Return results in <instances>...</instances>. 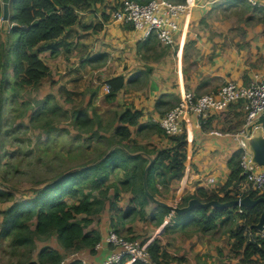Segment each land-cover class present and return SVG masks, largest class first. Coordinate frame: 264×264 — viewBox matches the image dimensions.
<instances>
[{
    "label": "crops",
    "instance_id": "0c3cea01",
    "mask_svg": "<svg viewBox=\"0 0 264 264\" xmlns=\"http://www.w3.org/2000/svg\"><path fill=\"white\" fill-rule=\"evenodd\" d=\"M122 1L94 0L79 9V19L67 26L59 37L62 44L57 46V51L52 52V48L44 47L39 52L48 66V72L38 83H27L22 80V75L18 76L20 73L16 74L12 57L15 35L9 34L11 20L0 21V43L3 46L0 78L5 75L12 78L9 82L0 80L2 102L9 93L13 112L25 107L17 112L20 115L4 117V105L1 104V139L14 137L17 132L30 130L32 126L36 129L34 125L37 121L33 122L32 114L51 98L50 101L55 100L56 105L71 107H64L70 113L73 109H82L81 106L87 109L95 122L100 120L99 132L100 128L108 129V132L112 130L110 135H105L107 133L102 130L99 133L101 138L112 137L120 111L126 108L141 110L138 122L130 125V137L123 139V143H128L133 149L144 148L156 155L160 149L174 144L163 131L159 120L178 104L181 91L190 90L199 94L212 92L227 80L247 83L254 73L264 72V20L251 19L250 15H247L249 18L242 16L251 11L257 12L256 6H264V0H198L188 14L180 17V29L175 31L176 42L173 45L163 43L155 32L147 34L144 29L136 28L131 23L116 21L113 10ZM238 26L244 27V34H239ZM40 45L43 46L44 42H40L36 48ZM247 54L254 55V60L248 61ZM117 76L124 78L123 86L113 98H108L109 80ZM35 87L39 88L34 104L28 95L23 98L19 94L21 90L30 89L34 94L37 91ZM18 105L23 107L17 109ZM109 111L112 115H109ZM245 116L243 105L235 103L227 111L212 112L205 119L195 114L184 119L183 132L187 136L185 172L169 184L158 183L160 192L156 195L173 203L181 201L187 193L198 192L199 188L220 189L230 178L229 160L238 150L232 131L241 127ZM111 122H114L112 128L109 127ZM43 129L45 132L38 134L41 149L44 143H49L48 128ZM44 134H47L46 138H42ZM11 146L15 147V143ZM29 150L26 151L31 153ZM2 163L0 165L5 162ZM210 176L215 177L213 183L208 181ZM233 187L231 185L230 189ZM119 192L120 196L115 199L116 206L107 202L105 210L95 216L98 218L95 222L97 225H94L101 233L100 239L115 228L129 236L144 235L143 239H157L166 253H160L158 260H154L155 264H256L242 262L241 255H237L233 249L235 238L232 230L240 220L239 216L233 222L219 219L215 229L219 230L220 226L224 228L219 232L214 231L215 234L210 231L201 233L191 230L192 226H167L169 212L157 221L159 215L155 214L160 212L161 207L150 200L146 206L147 212L136 228L134 223L138 221L140 213L129 212L136 207L132 200V189L120 184ZM127 193L128 200L124 203ZM114 194V190H111L109 197L113 199ZM13 201H5L6 206ZM5 216V212L0 213V231ZM9 237L0 234L3 240ZM47 244L62 249L56 236L51 237ZM42 247L33 253L29 263L38 259ZM112 248L108 244L97 248L95 244L79 250L87 259L100 261L111 253ZM62 251L66 253L67 250ZM219 254L221 256L218 257ZM5 261L0 259V264H17L12 257L7 263ZM120 264H132V260L125 257Z\"/></svg>",
    "mask_w": 264,
    "mask_h": 264
},
{
    "label": "trees",
    "instance_id": "16d2710c",
    "mask_svg": "<svg viewBox=\"0 0 264 264\" xmlns=\"http://www.w3.org/2000/svg\"><path fill=\"white\" fill-rule=\"evenodd\" d=\"M93 1L10 0L9 34L15 35L12 57L15 62V72L20 73L18 76L22 75L23 81L38 83L47 74L48 66L39 56V52L44 47H50L52 52H56L57 46L62 44L59 37L67 26L79 19V9ZM139 1L145 2L146 0ZM256 7V11L264 10V6ZM1 12L2 2L0 0V16ZM40 42H44V45L36 48ZM123 83L122 76L110 79L111 89L108 98H113ZM50 99L42 103L41 107L32 114L33 122L37 121L35 124L44 118L46 111L47 113L59 111L63 116L68 114L69 111L62 109L56 103L50 104ZM1 104L3 102L0 97V109H2ZM70 116L74 126L80 131L77 134L80 139L91 142L94 136H101L98 130V126H101L100 120L95 122L87 109H73ZM140 116L141 110L126 108L120 111L118 124L108 140L110 145L108 144L109 147L104 153L90 162L60 172L42 185L32 187L27 200H14L5 209L6 216L2 222L0 234L2 237L10 236L12 248L22 246V248L33 249L37 238L42 239L45 236H56L60 247L65 251L80 249L84 246H95L101 238L99 229L94 225L95 216L105 210L107 202L116 206L115 199L120 196V184L132 189V200L136 207L129 212L138 211L142 217L145 216L146 206L151 200L144 188V170L148 159L140 154H132L130 151L146 149H133L128 143H123V139L130 137V125L136 124ZM43 122L45 128H48L49 135L54 133L53 130L56 128L51 127L52 121ZM259 123L264 125V115L259 119ZM65 129L68 131L67 128ZM55 133L59 137L65 135L63 130ZM86 133H89L88 137H85ZM169 136L174 144L157 151L156 159L147 173L148 187L155 195L160 192L158 183L169 184L173 179L181 177L186 168V134L183 132ZM240 156L241 151L238 149L230 158V178L220 189L199 188L198 192L183 195L180 204H186L192 197L204 201L228 200L235 197L230 193V186L238 187L244 177ZM112 174L117 175L114 181ZM111 190L115 193L113 199L109 197ZM251 195L254 196L255 193ZM11 196L9 191L0 189V200H10ZM160 207V212L155 214V216L159 215L157 221H160L165 213L170 212L169 208L163 205ZM237 208L240 207L212 209L195 206L183 215H176L173 217V222L166 225L195 224L196 227L207 232L217 227L219 219L222 218V222H233L234 218L239 215L243 220L232 230L235 238L233 249L237 255H241V261L244 263L264 264V236L257 234V229H250V225L259 220L264 203H258L251 208L241 207L242 211H238ZM174 218L180 221H175ZM115 230L119 232L118 228ZM62 249L47 244L40 249L38 259L29 264H61L65 256ZM148 249L153 261L158 260L160 253L162 255L166 253L157 239L151 242ZM69 264H81V261L73 260ZM132 264L152 263L135 259Z\"/></svg>",
    "mask_w": 264,
    "mask_h": 264
},
{
    "label": "built area",
    "instance_id": "2783aa9c",
    "mask_svg": "<svg viewBox=\"0 0 264 264\" xmlns=\"http://www.w3.org/2000/svg\"><path fill=\"white\" fill-rule=\"evenodd\" d=\"M197 1L124 0L113 10V18L116 21L131 23L136 28L144 29L147 34L155 32L163 43L173 45L176 42L175 31L180 29V17L188 14ZM253 3L257 4L256 1ZM0 18L3 19L2 16ZM107 87L110 90V85ZM235 103H241L246 111L241 127L232 131L233 138L241 151L240 164L244 177L238 187H233L230 193L238 198L247 193H255L254 197L264 195V170L260 165L252 164V152L246 141V137L260 125L259 119L264 115V72L254 73L247 83L227 80L212 92L199 94L190 90L181 91L178 104L165 112L159 123L167 135L181 134L183 133V120L190 115L195 114L200 119H205L212 112L227 111ZM208 181L213 183L215 177L210 176ZM173 203L180 204V201ZM239 209L243 210L241 207ZM168 216L166 223H171L176 214L170 210ZM256 233L264 236V229H257ZM151 242L152 238L129 239L111 229L96 243L97 248L104 244L113 246L111 253L105 259L89 260L81 254L79 249H73L65 253L61 264H69L73 260H80L81 264H120L125 257L132 261L140 259L155 264L148 249Z\"/></svg>",
    "mask_w": 264,
    "mask_h": 264
},
{
    "label": "rangeland",
    "instance_id": "374dc122",
    "mask_svg": "<svg viewBox=\"0 0 264 264\" xmlns=\"http://www.w3.org/2000/svg\"><path fill=\"white\" fill-rule=\"evenodd\" d=\"M1 2H2V11H3V1L1 0ZM118 6L119 4H117L115 8ZM2 14L3 13L1 12V16ZM247 15H250L249 17L251 19L264 20V10L257 11V12L251 11L250 14L246 13V14H243L242 16L245 18H249ZM1 20L2 19L0 18V21ZM237 30L240 35L244 34V31H243L244 27L238 26ZM2 48L3 46L0 43V61H1V55H2ZM259 53L260 52L258 51L257 56L259 55ZM246 56H247L248 61L254 60L253 59L254 55L247 54ZM263 63H264V59H263ZM0 65L3 66V63H0ZM0 80L3 82L5 81L9 82L10 80H12V78L10 79V76L5 75L4 77L0 78ZM35 88L37 91L34 94L32 93L33 89H30L28 91L21 90L19 94L20 95L22 94L21 96H23V98H24V95H28V97L32 99V102L34 104V102L37 100V97H38L39 87H35ZM9 97H10V94L8 93V96L6 97L3 103L4 112L2 113V116L4 117H9L11 114H14L16 116L17 112H20L23 108H25L23 106L18 105L17 109H21L22 107L23 108L21 110L13 112L12 109L14 108H12V102L9 101ZM54 101L55 100L52 99V101H50V104H54L55 103ZM13 105H16V104L14 103ZM64 107H69V106L67 105L62 106V109H65ZM81 108L83 107L81 106ZM25 112H26V109L24 110V113ZM17 115H20V114L18 113ZM70 115H71L70 112H68V114L63 116L60 114L59 111L57 113H47L46 111L44 118H42L36 124V126L34 125V128L36 129H33V126H32V129L30 130L22 129L20 132H17L16 136L14 137L12 136L10 138L4 137L2 139L0 137V143H1L0 144V162L1 161H3V163L5 162L4 164L2 163L3 165H0V186L4 187L3 189L4 191L7 190L12 194L10 200H23V201L27 200L29 197V194L32 192L31 190L32 187H36V186L44 184L47 180L52 179L53 177L57 176V174H59L62 171H65L69 168H74L86 162H90L96 159L101 153H104L106 149H108L110 145L108 141L110 138L108 137H111V136H106V138L104 137L101 138V136L100 137L94 136L93 141L91 142L90 141L85 142V140H83L82 138L81 140L79 137H77V134L80 131L77 130L76 127L74 126L73 119ZM109 115H112L111 111H109ZM22 118H25V117H22ZM46 120L52 121V123H50L51 127L52 126L55 127L56 130H53L54 133H52L51 135H48L49 143L48 144L44 143V147L41 149L40 144H39L38 134H41L43 131L45 132V130L43 129V127L45 128L43 121H46ZM113 125H114V122H111L109 127ZM261 125L264 126L263 124ZM65 128H67L68 131ZM58 130H63L65 132V135L59 137L55 133ZM107 130L108 129L100 128V132L102 131L104 133H107L105 135H110L112 133L111 132L112 130L109 132ZM46 135L47 134H44L42 138H46ZM84 135L85 137L86 136L88 137L89 133H86ZM18 141H20L21 143H19ZM12 143L13 144L15 143V147L11 146ZM27 149H30L29 151H32V152L31 153L27 152L26 151ZM116 178H117V175L112 176L113 181ZM126 195H127V198H125L124 203L126 202V200H128L129 194L127 193ZM68 198L70 199V197ZM6 205L7 203L5 201L0 200V213L1 214H3L5 209L8 208V206ZM97 218H95V222H97L96 221ZM137 219L138 221L134 223V226L136 228L139 226L140 221L143 220L141 214L138 215ZM1 220L2 219H0V227H1ZM174 220L180 221L177 218H174ZM242 220L243 219H240L239 221H237V223L234 224L233 227L235 228L238 223H241ZM133 221H135V219ZM95 222L94 224L97 225V223ZM187 226H192L191 230L204 233V231H202L198 226L196 227L195 224L187 225ZM222 228H224V226H220L219 230L213 229L210 232L215 234L216 232L214 231L219 232ZM201 233H197V234H201ZM122 234L129 237V239H134V238L143 239L144 237V235L129 236L126 233H122ZM50 238L51 237L49 236H45L42 239L37 238V243H36L37 247L35 246V248L33 249L29 247L22 248V246L14 249L11 247L10 237L9 239H6V240H3L0 238V259H2V261L3 259H5L6 260L5 262L7 263L10 257H12V261L17 260V264H29V261L32 258L33 253H36L40 247L44 246L46 242L50 240ZM72 250H68L66 251V253ZM219 256H221V254H219L218 257Z\"/></svg>",
    "mask_w": 264,
    "mask_h": 264
},
{
    "label": "water",
    "instance_id": "95a60500",
    "mask_svg": "<svg viewBox=\"0 0 264 264\" xmlns=\"http://www.w3.org/2000/svg\"><path fill=\"white\" fill-rule=\"evenodd\" d=\"M2 1H3L2 17L3 19L8 20L10 19V4H9L10 0H2ZM246 141L252 152V159H251L252 164H258L264 170V126H262L261 124L257 126L254 129V131L249 136L246 137ZM130 152L132 154H140L148 159V162L144 170V188L150 199L159 205H163L169 208L177 216L187 213L195 206H200L205 208L211 207L212 209L235 208V207L251 208L258 203H264V195H259L254 197L249 193L245 194L243 197L240 198L235 197L228 200L211 199L204 201L197 197H192L188 200L186 204H178V203L176 204L169 202L153 194L148 187L147 173L150 167L152 166L153 162L155 161L156 155L143 149L130 151ZM253 228L258 230L264 229V209L260 214L259 220L250 225V229Z\"/></svg>",
    "mask_w": 264,
    "mask_h": 264
}]
</instances>
